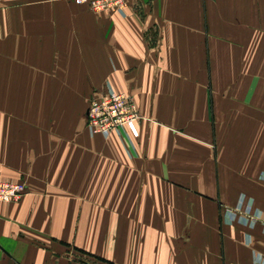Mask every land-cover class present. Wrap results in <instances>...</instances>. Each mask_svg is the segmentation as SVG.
Returning <instances> with one entry per match:
<instances>
[{
    "label": "crops",
    "instance_id": "obj_1",
    "mask_svg": "<svg viewBox=\"0 0 264 264\" xmlns=\"http://www.w3.org/2000/svg\"><path fill=\"white\" fill-rule=\"evenodd\" d=\"M0 264H256L264 211V0H0ZM109 88L142 118L92 136ZM13 98V99H12ZM2 103V104H1ZM133 143V145H131Z\"/></svg>",
    "mask_w": 264,
    "mask_h": 264
},
{
    "label": "built area",
    "instance_id": "obj_2",
    "mask_svg": "<svg viewBox=\"0 0 264 264\" xmlns=\"http://www.w3.org/2000/svg\"><path fill=\"white\" fill-rule=\"evenodd\" d=\"M75 2L99 13L111 9L122 11L126 0H75ZM141 118L135 103L127 94L109 88L90 100L86 113V127L92 136L101 135L108 138L115 133L131 141L135 125ZM25 192L24 181L0 180V201H19ZM224 215L231 222H240L250 227L260 225L264 233V211L254 208L252 202L245 204V196L241 197L236 207H226ZM255 263L264 264V256L260 253L255 254Z\"/></svg>",
    "mask_w": 264,
    "mask_h": 264
},
{
    "label": "rangeland",
    "instance_id": "obj_3",
    "mask_svg": "<svg viewBox=\"0 0 264 264\" xmlns=\"http://www.w3.org/2000/svg\"><path fill=\"white\" fill-rule=\"evenodd\" d=\"M0 16H1V10H0ZM125 94H127V93H125ZM130 98H131V100L135 103V105H136V107H137V110H138V112H139V114L141 115V113H140V109H139V106L136 104V102L134 101V99L132 98V96L131 95H129V94H127ZM113 134H115V133H113ZM112 135V134H111ZM110 135V136H111ZM109 136V137H110Z\"/></svg>",
    "mask_w": 264,
    "mask_h": 264
},
{
    "label": "bare ground",
    "instance_id": "obj_4",
    "mask_svg": "<svg viewBox=\"0 0 264 264\" xmlns=\"http://www.w3.org/2000/svg\"><path fill=\"white\" fill-rule=\"evenodd\" d=\"M0 94H1V92H0ZM1 97V96H0ZM13 99V98H12ZM2 104V103H1ZM1 107V106H0Z\"/></svg>",
    "mask_w": 264,
    "mask_h": 264
}]
</instances>
